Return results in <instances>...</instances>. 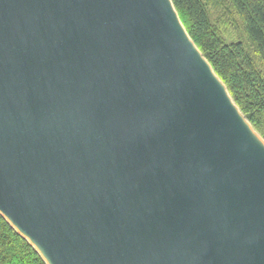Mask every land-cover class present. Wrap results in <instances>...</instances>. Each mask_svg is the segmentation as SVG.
<instances>
[{
    "label": "water",
    "instance_id": "obj_1",
    "mask_svg": "<svg viewBox=\"0 0 264 264\" xmlns=\"http://www.w3.org/2000/svg\"><path fill=\"white\" fill-rule=\"evenodd\" d=\"M0 213L47 264H264V138L172 0H0Z\"/></svg>",
    "mask_w": 264,
    "mask_h": 264
},
{
    "label": "trees",
    "instance_id": "obj_2",
    "mask_svg": "<svg viewBox=\"0 0 264 264\" xmlns=\"http://www.w3.org/2000/svg\"><path fill=\"white\" fill-rule=\"evenodd\" d=\"M172 1L191 38L264 138V0ZM228 13L242 25L236 39L220 30ZM0 264H47L1 213Z\"/></svg>",
    "mask_w": 264,
    "mask_h": 264
},
{
    "label": "rangeland",
    "instance_id": "obj_3",
    "mask_svg": "<svg viewBox=\"0 0 264 264\" xmlns=\"http://www.w3.org/2000/svg\"><path fill=\"white\" fill-rule=\"evenodd\" d=\"M220 30L221 33H223L222 35L226 36L227 39H236L239 35H241L242 25L234 18L232 13H228L224 16L223 24H221Z\"/></svg>",
    "mask_w": 264,
    "mask_h": 264
}]
</instances>
